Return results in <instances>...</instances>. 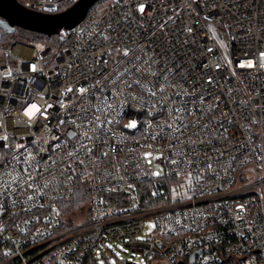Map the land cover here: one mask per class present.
Wrapping results in <instances>:
<instances>
[{
    "label": "built area",
    "instance_id": "built-area-1",
    "mask_svg": "<svg viewBox=\"0 0 264 264\" xmlns=\"http://www.w3.org/2000/svg\"><path fill=\"white\" fill-rule=\"evenodd\" d=\"M56 36L0 37V264H264V0H108Z\"/></svg>",
    "mask_w": 264,
    "mask_h": 264
},
{
    "label": "water",
    "instance_id": "water-1",
    "mask_svg": "<svg viewBox=\"0 0 264 264\" xmlns=\"http://www.w3.org/2000/svg\"><path fill=\"white\" fill-rule=\"evenodd\" d=\"M97 1L76 0L61 12L40 13L25 9L15 0H0V28L3 32L20 28L50 37L62 28H71L78 24Z\"/></svg>",
    "mask_w": 264,
    "mask_h": 264
},
{
    "label": "trees",
    "instance_id": "trees-1",
    "mask_svg": "<svg viewBox=\"0 0 264 264\" xmlns=\"http://www.w3.org/2000/svg\"><path fill=\"white\" fill-rule=\"evenodd\" d=\"M108 0H98L87 12V14H99L101 12V10L104 8V6L107 4ZM72 3H68V4H63L60 5L58 7V9L55 11V13L57 12H61L65 9H67L68 7H70ZM0 37L3 41H15V42H21V43H28L31 41V39L34 38H39V37H45L47 39L48 42L54 44V43H58L60 44V40L58 39H54L53 36L50 37H46L43 36L41 34L38 33H34V32H30V31H26L20 28H14L11 32H3L2 29L0 28ZM56 40L58 42H56ZM47 44V43H45ZM150 186L148 184V182L140 185L139 187V192H140V200H141V206L142 207H148L150 205H158L159 201L156 199H151L150 194H152L150 192ZM89 197V192H88V188L86 186L85 183H82L80 181H78L75 184V188H74V192L72 194V196L61 203V209L62 211H64L66 208H71V211L74 210H78V209H83L86 208V203Z\"/></svg>",
    "mask_w": 264,
    "mask_h": 264
},
{
    "label": "rangeland",
    "instance_id": "rangeland-1",
    "mask_svg": "<svg viewBox=\"0 0 264 264\" xmlns=\"http://www.w3.org/2000/svg\"><path fill=\"white\" fill-rule=\"evenodd\" d=\"M5 24L7 27V23ZM52 36L54 39H58L56 35ZM56 42L58 41L56 40ZM28 43H33L36 48H40L44 43H47L48 45H59L58 43L52 44L48 42L45 37L31 39ZM70 210L71 208H66L62 213H68ZM153 227L152 220L149 218L143 219L141 229L136 235V238L144 239L148 237ZM126 242L127 241L121 242L118 240L107 241L105 247L98 249L97 264H146L144 258L138 256L129 246L126 245ZM101 251L103 252L102 254L100 253Z\"/></svg>",
    "mask_w": 264,
    "mask_h": 264
},
{
    "label": "snow or ice",
    "instance_id": "snow-or-ice-1",
    "mask_svg": "<svg viewBox=\"0 0 264 264\" xmlns=\"http://www.w3.org/2000/svg\"><path fill=\"white\" fill-rule=\"evenodd\" d=\"M139 10H140L141 12H143V11H144V5H141L140 8H139ZM209 50H211V49H209ZM124 55H128V51H127V50H125ZM81 91H83V89H82ZM33 110H38V108H37L36 105H32V106H31V109H29L28 112H27L26 114L29 115V116H31V115L33 114ZM134 126H135L134 124H130V125H129V127H134ZM72 135H74V134H72ZM89 151H90V150H89ZM146 155H150V154H146Z\"/></svg>",
    "mask_w": 264,
    "mask_h": 264
}]
</instances>
